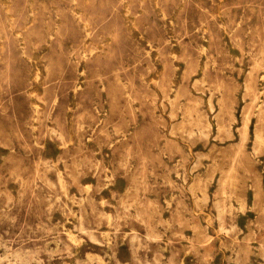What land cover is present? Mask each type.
I'll return each mask as SVG.
<instances>
[{
	"label": "rangeland",
	"instance_id": "1",
	"mask_svg": "<svg viewBox=\"0 0 264 264\" xmlns=\"http://www.w3.org/2000/svg\"><path fill=\"white\" fill-rule=\"evenodd\" d=\"M29 263L264 264V0H0V264Z\"/></svg>",
	"mask_w": 264,
	"mask_h": 264
},
{
	"label": "bare ground",
	"instance_id": "2",
	"mask_svg": "<svg viewBox=\"0 0 264 264\" xmlns=\"http://www.w3.org/2000/svg\"><path fill=\"white\" fill-rule=\"evenodd\" d=\"M37 120V119H36ZM149 240V239H148ZM30 264V263H29Z\"/></svg>",
	"mask_w": 264,
	"mask_h": 264
}]
</instances>
